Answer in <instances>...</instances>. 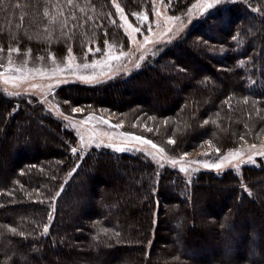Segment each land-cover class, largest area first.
<instances>
[{"label":"trees","instance_id":"16d2710c","mask_svg":"<svg viewBox=\"0 0 264 264\" xmlns=\"http://www.w3.org/2000/svg\"><path fill=\"white\" fill-rule=\"evenodd\" d=\"M193 1L170 0L169 11ZM117 2L132 21L151 9V0ZM126 40L113 0H0V49L81 55ZM54 94L66 111L109 114L174 141L177 153L258 143L264 0L217 4L139 69ZM74 143L35 97L0 90V264H264L261 159L239 174L202 170L187 180L143 153L79 155Z\"/></svg>","mask_w":264,"mask_h":264},{"label":"rangeland","instance_id":"374dc122","mask_svg":"<svg viewBox=\"0 0 264 264\" xmlns=\"http://www.w3.org/2000/svg\"><path fill=\"white\" fill-rule=\"evenodd\" d=\"M169 1L151 0L150 11L133 13L134 21L124 10L119 12L115 7L119 26L127 39L126 42L122 45L109 42L104 47H99L101 52L95 51L97 46H93L91 52L88 51L90 48H87L81 55L71 51V55L75 57L72 61L71 71L68 70L69 48L62 56H56L49 51L34 54L28 48H18L19 52H10V49L13 48L2 49L0 51V90L14 98L25 97L32 100L35 97L49 112L62 121L64 127L73 132L75 143L72 149L75 148L79 155H83L92 148L107 149L112 152L143 153L159 169L172 168L187 180L202 170L220 173L226 169H232L239 174L244 165L258 164L257 159H261L264 164V155H261L264 153V135L258 143L243 144L218 152L214 147L207 145L195 149L191 153H177L171 149L167 141L156 140L142 133L126 129L122 121L115 120L109 114L84 113L81 109V111H73L78 108H70L69 111H66L55 97L54 91L60 85L73 82L93 84L118 74H127L139 69L150 60L159 44L171 42L180 37L195 19L217 4L235 0H219V3L216 0H194L183 12L178 14L170 13ZM209 3L213 7L207 8ZM116 4H118L117 0H113V5ZM121 9L123 8L121 7ZM122 16L127 23H125V19H121ZM129 24L132 26L131 28L128 27ZM137 27L140 28V31H133ZM40 57L44 59H40ZM112 57L120 58L111 59ZM85 63L96 66L84 68L83 64ZM79 76L95 77V79L85 82L78 79ZM89 116L93 118L88 120ZM101 119L107 120L109 123L103 124L100 122ZM134 136L151 140L157 147L152 148L149 144L136 141L133 139ZM117 148L125 150L117 151ZM161 149L163 151H160ZM237 152L240 155H236ZM225 157L227 160L224 159ZM172 160L177 163L173 165ZM221 162H223L221 168L212 167L213 164ZM181 168H186L187 171H180Z\"/></svg>","mask_w":264,"mask_h":264},{"label":"snow or ice","instance_id":"6c2138e0","mask_svg":"<svg viewBox=\"0 0 264 264\" xmlns=\"http://www.w3.org/2000/svg\"><path fill=\"white\" fill-rule=\"evenodd\" d=\"M68 2H69V4H71L72 0H68ZM216 2L219 3V0H216ZM115 7H116L117 11H119V12L123 11V9H121L119 4H116ZM211 7H213V5L211 3L207 4V8H211ZM47 15H48V13L45 12V16H47ZM121 19H125V18L122 16ZM144 19L146 20L147 17L145 16ZM125 23H127L126 19H125ZM128 27L131 28L132 26L129 24ZM133 31L139 32L140 28H138V27L134 28ZM149 31H151L150 28H149ZM105 43H107V41H105ZM0 51H2V49H0ZM68 51H69V55H70V59H69V62H68V70L71 71V69H72V61L75 59V57L71 55V51H72L71 48H69ZM88 51L91 52L92 49L90 48ZM95 51L96 52H101V48L97 47L95 49ZM10 52H19V49L18 48H13V49H10ZM119 58L120 57H112L111 59H119ZM40 59H44V58L40 57ZM141 59H143V56H141ZM95 66H96L95 64H92V65L87 64V63L83 64L84 68L95 67ZM137 66H139V65H137ZM17 70L19 71V69H17ZM78 79H80L82 81H85V82H91L93 79H95V77L79 76ZM245 103H247V101H245ZM73 111H81V110L80 109H73ZM92 118H93L92 116H89L87 119L91 120ZM65 119H68V117H65ZM100 122L103 123V124H108L109 123L107 120H103V119H101ZM82 123H83V121H82ZM73 127H75V126L73 125ZM117 127H119V125H117ZM147 131H152V129L148 128ZM133 139H135L136 141H140L142 143H145V144H149V145H151L152 148H156L157 147L151 140H146V139L142 138L141 136H134ZM169 143H174V141L169 140ZM116 150L117 151H124L125 149L124 148H117ZM76 151L77 150L75 148L72 149L73 153H76ZM160 151H163V149H161ZM218 151H219V149H217V152ZM205 155H207V153H205ZM236 155H240V153L237 152ZM261 155H264V153H261ZM224 159L227 160V157H225ZM171 163L173 165H175L177 163V161L172 160ZM222 163L223 162L215 163V164L212 165V167H215V168L219 169V168L222 167ZM205 166L207 167V165H205ZM180 171H187V169L186 168H181ZM47 231H48V228L45 227L44 232L47 233Z\"/></svg>","mask_w":264,"mask_h":264}]
</instances>
